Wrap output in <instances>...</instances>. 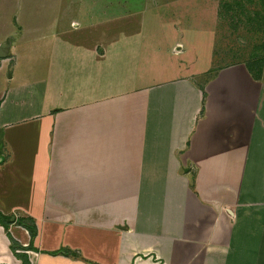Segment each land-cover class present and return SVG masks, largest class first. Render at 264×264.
Instances as JSON below:
<instances>
[{"label":"crops","instance_id":"crops-1","mask_svg":"<svg viewBox=\"0 0 264 264\" xmlns=\"http://www.w3.org/2000/svg\"><path fill=\"white\" fill-rule=\"evenodd\" d=\"M114 4L0 0V213L15 222L0 223V264H21L12 239L30 246L17 223L29 218L30 264H264V221L242 220L238 235L225 204L207 200L240 178L244 211L258 203V100L245 97L254 113L220 111L210 86L153 85L141 73V20L106 18ZM190 169L195 191L173 185ZM177 191L190 203L167 205Z\"/></svg>","mask_w":264,"mask_h":264},{"label":"rangeland","instance_id":"rangeland-1","mask_svg":"<svg viewBox=\"0 0 264 264\" xmlns=\"http://www.w3.org/2000/svg\"><path fill=\"white\" fill-rule=\"evenodd\" d=\"M103 1L115 3L110 6L111 10L107 11L106 18L139 16L138 21L141 20L142 25L138 29L144 31H142L141 73L153 82V85L162 86L159 83L172 79L179 81L184 78L199 83L204 94L208 93L207 88L210 86L212 90L210 94H213L211 99L214 98L216 108L218 105L220 111H229L228 105L233 107L231 111L242 109L248 111L246 106L244 107L247 105L250 113L252 111L254 113L255 106H252L254 102L248 101L245 97L250 96L251 100H258L259 105L256 107L259 112V116L256 115L257 118L259 117L258 122L256 121L258 127L251 124L253 126L251 129L255 131L251 135L255 144L257 141L264 143V0ZM76 7L77 5L75 11H77ZM105 8H108V5ZM95 15L88 18L98 19L103 13L100 11ZM75 18L81 19L77 13ZM202 108L204 110L205 105ZM260 109L263 110L262 113ZM258 128L261 132H258ZM225 134L228 136L229 131L226 130ZM184 172V176L190 178V181L183 179L174 182L173 185H180L178 188L190 187L194 190L195 172L191 169ZM228 177L227 174L226 178ZM222 180L224 181H220L218 187L216 184L214 186L215 189L218 188L220 195L213 199L208 196L207 200L212 201L215 206L225 204L218 210L221 209L229 217L226 222L236 221L235 224L231 222V225L225 223L228 231L238 229L235 232L240 235L242 231L239 225L242 220L246 224L248 220L251 222L255 220V223L264 221V182L257 181L256 185L250 184V189L256 191L254 193L259 201L251 203L249 206L251 209L248 208L249 211L245 212L241 197L242 188L246 187L243 179ZM179 191L177 194L174 192L165 197L167 205H171L170 203L173 205L176 201L184 203L186 200L185 204L190 203L191 194L186 191L185 196ZM226 195H229V198H226ZM142 204L145 205V200ZM229 210L233 213H229ZM225 215L223 214L222 218L223 224ZM223 231L227 230L223 229ZM174 234L178 235L179 232ZM101 241L108 243V237H102ZM91 247H97L98 250L101 248L97 244ZM110 248L112 249V245Z\"/></svg>","mask_w":264,"mask_h":264},{"label":"trees","instance_id":"trees-1","mask_svg":"<svg viewBox=\"0 0 264 264\" xmlns=\"http://www.w3.org/2000/svg\"><path fill=\"white\" fill-rule=\"evenodd\" d=\"M11 219H12L11 217L10 218L4 217L0 213V223L2 224V226H4L6 228V230H8V228H9V226L11 224L15 223ZM17 223H19V225L21 227H24L29 232V235L31 237V244H30L29 247H23V246L19 245L18 243H16V241H14L12 239V243L14 244L12 246V250H13V252L21 251V254H19V257L21 258L22 263L23 264H30L27 252L28 251L37 252V250L34 248V245H33V241H34V239H35V237L37 235V227H36V224H35L34 220L31 219V218H29V219H21ZM60 254L64 255V256H69V254L66 251L53 253L52 255H60Z\"/></svg>","mask_w":264,"mask_h":264}]
</instances>
